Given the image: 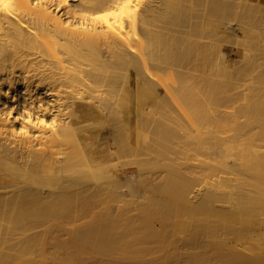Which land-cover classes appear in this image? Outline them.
Instances as JSON below:
<instances>
[{
	"label": "bare ground",
	"instance_id": "1",
	"mask_svg": "<svg viewBox=\"0 0 264 264\" xmlns=\"http://www.w3.org/2000/svg\"><path fill=\"white\" fill-rule=\"evenodd\" d=\"M186 1L0 0V264H264L260 7Z\"/></svg>",
	"mask_w": 264,
	"mask_h": 264
},
{
	"label": "rangeland",
	"instance_id": "2",
	"mask_svg": "<svg viewBox=\"0 0 264 264\" xmlns=\"http://www.w3.org/2000/svg\"><path fill=\"white\" fill-rule=\"evenodd\" d=\"M191 1L192 0H189V3ZM194 1H196V0H194ZM194 1H192V3ZM238 1H240V0H238ZM243 1H245L246 3L249 2L252 5L257 4V6L260 7L259 10H255L254 9L252 11V16L249 19V23H248V28L247 29L249 30V32L251 34L264 33V0H243ZM197 2L201 3L202 1L201 0L200 1L197 0ZM6 89L7 88L5 87V84H2L1 89H0V100L1 101H5L6 98H9V96H11V94H13L12 93L13 92L12 89L8 90L5 93ZM13 90H14V92H15V90L19 91V90H21V87L16 85ZM42 227L36 228L35 231H37V230L39 231L41 229L43 230L44 226H42ZM17 237L18 236H13L12 239L9 240L8 242L0 243V250L3 249L4 251L9 252V253H18V254L24 253L23 251H21V247H20V244L18 243ZM50 245L51 244H49L48 247L45 246L46 248L43 247L44 249L42 247H40V246H37L36 249H35L36 251H34V254H36V253L41 254L43 252H45V253L52 252L53 248Z\"/></svg>",
	"mask_w": 264,
	"mask_h": 264
}]
</instances>
